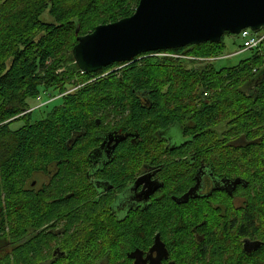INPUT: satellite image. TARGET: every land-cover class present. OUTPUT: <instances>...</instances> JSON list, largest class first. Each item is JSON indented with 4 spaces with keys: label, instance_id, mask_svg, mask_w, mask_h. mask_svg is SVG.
I'll return each mask as SVG.
<instances>
[{
    "label": "trees",
    "instance_id": "trees-1",
    "mask_svg": "<svg viewBox=\"0 0 264 264\" xmlns=\"http://www.w3.org/2000/svg\"><path fill=\"white\" fill-rule=\"evenodd\" d=\"M138 3L0 0V230L9 238L27 234L32 214L42 209L26 189L34 170L63 160L89 119L104 109L123 114L128 109L121 121L140 134L178 123L195 146L261 147L229 150L227 160L244 161L249 175L264 178V42L235 66L215 65L225 48L222 39L140 54L92 74L81 72L73 55L77 37L131 16ZM50 89L59 90L61 102L48 105L46 114L32 122L29 100ZM139 97L148 99L150 108ZM13 119L24 125L12 130ZM244 134L246 142L239 140ZM158 215L154 207L152 218ZM28 240L14 249L15 258L29 257ZM2 247L0 263H5L10 248Z\"/></svg>",
    "mask_w": 264,
    "mask_h": 264
},
{
    "label": "flooded vegetation",
    "instance_id": "flooded-vegetation-1",
    "mask_svg": "<svg viewBox=\"0 0 264 264\" xmlns=\"http://www.w3.org/2000/svg\"><path fill=\"white\" fill-rule=\"evenodd\" d=\"M127 114L99 112L63 160L34 170L26 189L42 209L32 214L20 243L9 247L14 256L22 239L30 241L29 257L15 261L264 264V178L249 175L244 161L227 160L229 150L263 148L195 146L178 123L140 134L125 129ZM172 125L182 139L170 138ZM239 140L246 142L245 134ZM127 185L134 186L136 204L118 216L113 205ZM154 207L159 215L152 218Z\"/></svg>",
    "mask_w": 264,
    "mask_h": 264
},
{
    "label": "water",
    "instance_id": "water-1",
    "mask_svg": "<svg viewBox=\"0 0 264 264\" xmlns=\"http://www.w3.org/2000/svg\"><path fill=\"white\" fill-rule=\"evenodd\" d=\"M248 28L264 30V0H139L131 16L79 35L73 55L92 74L140 54L220 43Z\"/></svg>",
    "mask_w": 264,
    "mask_h": 264
},
{
    "label": "rangeland",
    "instance_id": "rangeland-1",
    "mask_svg": "<svg viewBox=\"0 0 264 264\" xmlns=\"http://www.w3.org/2000/svg\"><path fill=\"white\" fill-rule=\"evenodd\" d=\"M44 17L49 18L48 16H44ZM223 40L225 43L223 55L218 57L215 60V65L217 68H220V67L225 66V65H230V64H231V66H235L240 62V60H244V59L252 57L254 51L249 50V49H245L243 47L244 40L239 35H230L227 33L223 36ZM228 55H230V56H228ZM117 69H119V67ZM50 90H51L50 93H47L50 95L43 93L41 95V97H39L37 99H30L29 100L30 106L34 110L32 117H31L32 122L38 121L41 117H43L46 114V111L49 110L48 108H52L55 106V104H59L61 102L59 99L61 97V95L58 93L59 90L58 89H53V90L50 89ZM58 95H59V98L55 99ZM52 99L57 100V101H55L54 103L50 102L48 104L47 102L49 100H52ZM47 106H48V108H47ZM20 117L23 118V116H20ZM13 121H14V119L12 120L13 124L11 123V125H10V128L12 130L19 129L20 127H22L24 125L23 120H18L15 122H13ZM8 236H9L8 232L4 233L3 231L0 230V246L7 245L9 247H13V246H16L20 243V240L11 239V238H9L11 236H9V237ZM5 261H6L5 263H7V264H17V262L15 261V257L13 255H8V257L6 258ZM5 263H0V264H5Z\"/></svg>",
    "mask_w": 264,
    "mask_h": 264
},
{
    "label": "clouds",
    "instance_id": "clouds-1",
    "mask_svg": "<svg viewBox=\"0 0 264 264\" xmlns=\"http://www.w3.org/2000/svg\"><path fill=\"white\" fill-rule=\"evenodd\" d=\"M168 135L174 141L182 139L181 130L176 125L170 126ZM212 179H214L216 182H220L218 177H212ZM135 195L136 193L134 191V186L132 185L125 186V190L121 194L117 195L113 208L118 216L122 212H124L130 205L134 206L136 204Z\"/></svg>",
    "mask_w": 264,
    "mask_h": 264
},
{
    "label": "built area",
    "instance_id": "built-area-1",
    "mask_svg": "<svg viewBox=\"0 0 264 264\" xmlns=\"http://www.w3.org/2000/svg\"><path fill=\"white\" fill-rule=\"evenodd\" d=\"M238 35L244 40L243 47L245 49L258 50L264 42V30L252 31L250 28H248L241 31V33ZM157 55L169 56L170 54L160 53Z\"/></svg>",
    "mask_w": 264,
    "mask_h": 264
},
{
    "label": "bare ground",
    "instance_id": "bare-ground-1",
    "mask_svg": "<svg viewBox=\"0 0 264 264\" xmlns=\"http://www.w3.org/2000/svg\"><path fill=\"white\" fill-rule=\"evenodd\" d=\"M33 110V109H32Z\"/></svg>",
    "mask_w": 264,
    "mask_h": 264
}]
</instances>
